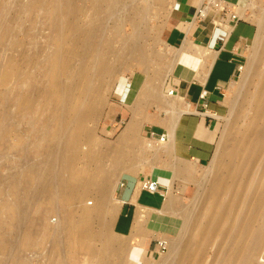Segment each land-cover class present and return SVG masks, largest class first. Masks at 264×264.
<instances>
[{"label": "bare ground", "instance_id": "6f19581e", "mask_svg": "<svg viewBox=\"0 0 264 264\" xmlns=\"http://www.w3.org/2000/svg\"><path fill=\"white\" fill-rule=\"evenodd\" d=\"M6 1L8 0L3 3L7 4ZM74 1H21L18 10L21 14L30 16V28L32 30H34V22L38 18L43 19L44 29L48 30L45 33L43 43L36 41V35L39 34L37 31L26 32L24 38L19 39L17 32L9 31L13 30V26H7L8 31L6 32H2L3 30L1 31L0 28V43H5L4 46L12 49L19 56L18 64L13 65L12 62L8 61L0 64V127L7 120L6 113L9 109L7 107L13 103L15 110L19 111L16 117L35 127L36 132L29 139L35 147L34 157H45L42 161V167L29 163L24 174L16 172L12 175V184H17V179L19 182L20 180L23 181L24 188L30 195V198H26L27 203L31 199H33L32 202L38 203L40 197H45L42 204L44 211H41L38 217L41 218V224L28 229L25 221L28 218L27 212L30 211V208L27 207L28 210H25V207L21 208L14 204L16 207L12 208L10 216L14 217L16 222L25 228L19 237L18 243L21 246H26L25 244L29 242L30 246H34L33 248L44 247L47 237L51 236L50 247L47 249L49 253L47 254L48 264H64L63 258L59 256L60 243H65L69 249V256L64 258H69L75 264L74 254L79 248L84 247L89 250L94 241L105 239V233L119 210L118 206L114 208V206H110L111 203L108 204L109 192L114 183L112 177L121 169L117 161L113 167L109 168L110 170L103 173L100 171L101 166L97 164V161L100 160L98 155L88 149L87 153L83 154L84 161L88 162V166L84 169V175L75 184L67 183L68 175L63 176L60 172H56L52 164L49 163L50 159L61 158L67 162V166H70L75 160L74 157H78L74 152L81 141L80 133L84 128V122L95 111L91 106L83 108L82 103L91 98L92 94L99 92L92 85V75L100 78L109 69L103 58L98 62L95 61L96 63H93L87 70L83 61L89 58L96 59L100 53L108 56V54L116 51L110 42L103 41L101 38L103 30L101 21L102 18L109 17L116 9V5L127 0H93L92 8H90V12H86V19L82 24L75 23L74 19L71 21V18H75L80 11L76 8ZM132 2L133 4L128 10L130 13L140 8L141 11L143 8L144 13L145 10L149 9V0L136 2L131 0ZM236 12L240 18L244 16V10L240 9ZM1 15L0 17H3ZM142 15L140 20L145 18ZM61 19L62 22L65 19V23H62ZM66 19H69V23ZM139 23L133 24L132 35L123 39L119 51L120 53L125 52L130 59H133L132 57L136 54L139 55V58L144 59L143 53L140 51L141 46L136 48L131 42L139 33ZM1 27L3 26L1 25ZM190 44L185 43L184 47L201 53L198 46H191ZM48 47L51 48L49 54L45 52ZM186 49H184L185 52ZM187 52L189 51L187 50ZM74 58L79 61L76 69L71 67V61ZM258 64L256 63L254 68L260 77L257 85H255L256 90L251 96L244 99L249 110L246 115L244 114V127L233 139V145L225 147L223 159L216 158L212 163L216 172L213 173V176L211 175L207 187L202 189L207 194L205 195L207 200L205 199L206 202H204L206 208L204 209L202 205L203 209L198 214L192 212L195 206L192 211L184 208L177 210L181 216V226L183 229L190 227L191 233L184 239L181 234L182 228L179 227V231L175 234L178 240L167 241L169 243H167L168 248H170V255H168L173 257L170 260H167V257L159 264H203L209 244L214 240H218L220 243L211 261L212 264H264V65ZM174 65V68L181 69L182 67L177 63ZM181 70L183 71V69ZM182 71L181 73H183ZM154 91L156 90L150 87L148 96H153ZM145 92L147 93V90ZM154 95L156 96V93ZM33 97H38L39 100L36 102ZM40 101L43 102L42 106ZM89 104L92 103L89 102ZM71 114L76 117L77 130L70 134H58L64 127L68 128L67 120L69 117L67 118V116ZM217 119L221 118L218 117ZM135 126L136 124L132 121L124 128L121 138H119V147H116L117 149L114 147L115 152L119 153L116 157L117 160L119 156L124 154L125 148L131 149L132 146L127 143L131 142L127 140L133 134L131 131H135ZM1 135L0 132V137H2ZM84 140L92 142L91 137ZM155 143L161 145V143ZM145 145L147 146L145 147ZM145 145H142L146 148L145 150L150 151L151 145ZM18 153L23 158L28 155L26 148L20 149ZM91 165L94 167L92 170L89 169ZM96 173H102V177L97 176ZM55 186L60 188V191L58 190L60 196H57L60 197L61 218H57L58 224L55 225V229H52L46 223L48 220L45 218L48 217L50 208L54 207V201L57 202L58 200L55 196L58 192L56 194L54 192ZM56 190L57 187H55ZM170 191L171 189H169V193ZM169 193L165 197L163 213H161L164 214L165 223L167 221L174 222L172 217H168V215L172 212L176 213L173 207L174 200ZM87 194L94 195L96 199L94 207H84L73 217L70 204L74 200L81 201ZM85 201L83 202L86 203ZM102 215L105 216V219L99 222L97 224L98 229H95L92 221ZM146 217L147 214L144 211L137 213L133 220L132 230L140 231ZM115 246H118V243ZM4 248L5 246H0V253ZM123 248L122 245H119L117 253V251L111 252L107 244L103 245L98 251L100 258L104 260L102 264H116L113 263L114 258L117 254H122L120 249ZM108 259L110 262L107 261ZM117 262L119 263V261Z\"/></svg>", "mask_w": 264, "mask_h": 264}, {"label": "rangeland", "instance_id": "374dc122", "mask_svg": "<svg viewBox=\"0 0 264 264\" xmlns=\"http://www.w3.org/2000/svg\"><path fill=\"white\" fill-rule=\"evenodd\" d=\"M4 1L5 0H0V15L2 13L1 16H3L0 17L1 31L3 30L2 32H6L8 31L7 26H13V30L9 31L17 32V37L19 39H23L25 33L32 30L30 28V16L23 13L21 14L18 10L21 1L25 2L26 0H8L10 2L8 3V1H6L7 4H4ZM92 1L93 0H75V6L78 11L80 10V15H76L77 19L76 17L71 18V21L74 19L73 21H75V23H84L87 13L90 12V8H92ZM136 1L138 0H135V2ZM174 1L175 0H149V9L145 10L144 13L143 8L142 11L140 8L137 11H133L134 13H130L128 10L133 2L131 3V0H127L116 5V9L113 10L114 13L112 12L108 18H102L101 23L103 25V30L101 38L103 41L110 42L113 49L116 51L108 54V56L107 54L105 55L100 53L97 55L98 57L96 59L89 58L88 60L83 61L87 70L93 63H96L103 58L108 64L109 69L107 67L108 70L105 71L103 76L100 78L94 74H90L93 76L92 85L94 89H96V91L98 89L99 92L98 94H92L91 98H88L86 102L82 103L83 108L91 106L95 109V111L84 122L85 125L83 130H80L82 132L80 133L81 141L74 152V154L78 157H74L75 160L72 161L73 163H71L70 166H67V162L61 158L50 159L49 161L56 172H60L63 176L68 175L66 182L71 184L77 183L84 175V169L88 166V162L84 161L83 154L87 153L88 149L98 155V159L100 160L97 161V164L101 166L100 171L103 173L110 170L109 168L113 167L115 165L114 163H116L115 161H117V164L120 165L121 169L112 177V179L114 178V183L109 192L110 196L108 197L111 200L110 202L108 199V204L111 203L110 206H114V208L115 206H118L115 193L117 182L121 178L131 175L139 177L140 181L144 177H151L153 169L165 165L164 158H162V156L167 153L168 148H163L165 147L163 144L160 145L155 143L157 131L154 125L158 123L160 114L164 110L161 104L164 107L169 108L173 107L172 104H174L172 101L173 97L170 92V90L172 91V86L169 83V78L173 70L174 59L176 58L174 56L175 51L162 43V40L164 41L166 31L172 24L171 19L173 17ZM199 1L202 2L205 0ZM229 3L231 10H244V16L242 18L255 25V37L244 55V67L241 74L234 80L224 94L226 114L222 115L220 117L221 119L217 121L215 149L209 164L191 171V178L177 180L174 188L170 191L171 194L169 193L174 200L173 207L176 213L172 212L168 215V217H172L175 223L169 221L165 223L164 214H161L163 213V208L161 210L151 212H147L146 209L143 210L144 213L147 214V217L145 218V222H143L142 227L145 223H147L148 228L152 232H158V234L155 235V239L157 240H178V238L176 239L175 234L179 231V227L182 228L181 234L184 239L191 233L190 227L183 229V226H181L182 220L177 210L184 208L185 210L192 211L195 206L192 212L194 214H198L203 207L204 209L206 208L204 202L207 200L205 196L207 194L203 192L202 189L207 187L213 173L216 172L214 164L212 163H214L216 158L220 160L223 159L225 147L233 145V139L244 127V117L249 112L246 104L244 103V99L247 96H251L255 92V85H257L260 78L257 72L254 71L255 64L259 63L260 65H264V0H245L243 5H239V3L234 1H230ZM16 14L17 16H15ZM141 14H143L145 18L140 20ZM66 20L67 23H69V19ZM62 23H65V19H63ZM134 23H139V36L137 35V37L133 38L131 42L136 48L141 46L140 51H142L144 59H142V57L139 58V55L137 54L132 57L133 59H130L125 52H119L123 39L132 35V29L135 25ZM1 25L3 27H1ZM33 26L34 30L32 31L39 32V34L36 35V41L38 43H43L46 36L45 33L48 32L47 29H44L43 19L38 18L37 21L34 22ZM5 27L6 29H4ZM17 37L16 39H18ZM4 45L6 44L3 42L2 44L0 43V64H3L6 61L12 62L13 65L16 63L18 64L19 56H17L15 51ZM184 49L186 48L183 47V50ZM187 50L191 52L193 49H186V52ZM45 52L49 54L51 52V48L48 47ZM193 54L200 55L201 53L193 52ZM141 59L142 61H140ZM180 60L181 57H177L175 61L180 63ZM77 63L79 64L78 59L74 58V60L71 61V67L76 69ZM150 87L156 90L154 91L156 96L154 95V92L153 96H148V89ZM146 90L147 93L145 92ZM172 95H175L174 92ZM34 100L37 102L39 99L36 97ZM40 102V105L42 106L43 102ZM89 102L92 104H89ZM9 105L10 106L7 107L9 109H7L6 113V116H8L6 117L7 120H5L4 124L0 127V132L2 133V137H0V246H5L4 250L0 253V262L3 260L1 264H21V262H23V264H48L49 258L47 254L49 253L47 249L50 247L51 236L47 237L44 247L33 248L34 246H30L29 242L25 244L26 246H21L18 243L20 240L19 237H21L25 228L21 227V225L16 222V219L10 216V212L13 207H25V210H28L26 209L27 207L30 208V211L27 212L28 218L25 221V225L28 226V229L41 224V218L38 217L40 216L41 211H44L42 204L45 197H40L38 203L32 202L33 199L27 203L26 198H30V195L24 188L25 185L23 181L20 180L19 182V179H17V184H12V175L16 172L24 174L25 168L29 163L42 167V161L45 157H34L35 147L30 143L29 139L30 136L35 134V127L18 119L16 115L19 111L15 110V105L13 103ZM68 117V128L64 127L66 130L64 131L63 129L61 130V133L58 134H70L77 130L78 127L75 125L76 117L73 114L68 115L67 118ZM132 121L136 124L135 131H131V133H133L132 136L134 137L131 136L129 140H127L131 142L127 143L132 147L131 149L125 148L124 154L119 156V159L117 160L116 157L119 153L115 151L117 149L116 147H119V138H121V134L127 124ZM151 133H153L154 136H151ZM87 137H91L92 142L84 140ZM143 144H148L149 146L151 145L150 151L145 150L147 145L144 147L142 146ZM166 147H168V145H166ZM22 148H26L28 152V155L24 158L21 157L20 153H18V151ZM173 165L178 167L182 166L177 163H173ZM93 168L94 167L92 165L89 166L90 170ZM209 171H211V174ZM96 174L97 176L102 177V173ZM55 187H57L56 191ZM55 187L54 192L55 194L58 192V194L55 195L58 200L56 198H54V200H57L58 204L54 201V207L50 208L47 215L48 217L45 218V220L49 221H46V223L52 229H55V225L57 226L58 224L57 218H61V209L59 207L60 197H58L60 196V188L58 186ZM84 200H86V203L83 202ZM79 201L74 200L69 206L74 214L73 217L76 216L78 211L84 207L93 208L96 199L93 194H87L80 202ZM90 203L92 204L90 205ZM103 219H105V216L102 215L92 221L95 229H98L97 224ZM113 220L110 223L108 231L105 233L104 240L94 241L89 250L84 247L77 250L76 254H74L76 260L75 264H102L104 260L103 258H100L98 251L105 244L108 245L111 252L117 251V253L119 251V249H117L119 245L124 247V250L120 249L122 254H117L113 263L117 264V261H119L120 264H135L133 260L130 259L132 252H130V245L127 239L115 234L113 229ZM117 243L118 246H115ZM219 243L220 242L218 240H214L211 244H209L203 264H212L211 261L215 256V251L217 250ZM68 250L69 249L65 243H60V258H63L64 264H73L69 258H64L67 257ZM168 254L170 255V248H168L165 253L158 254L153 259H146L144 261L140 260L137 264H159L161 261L166 260L167 257V260H170L173 257ZM107 261L110 262L109 259Z\"/></svg>", "mask_w": 264, "mask_h": 264}, {"label": "crops", "instance_id": "0c3cea01", "mask_svg": "<svg viewBox=\"0 0 264 264\" xmlns=\"http://www.w3.org/2000/svg\"><path fill=\"white\" fill-rule=\"evenodd\" d=\"M229 1L239 5L245 2ZM174 2L172 24L165 33L164 41L161 40L175 51L176 58L181 57L180 63L174 57L173 66L177 62L182 65L183 71L178 67L172 68L169 83L175 94L172 95L170 90L174 104L171 108L161 104L164 110L154 125L156 137H167L161 143L165 145L163 148H168L162 156L165 165L153 169L151 175L158 181L161 192L151 194L142 190L139 177L131 175L118 181L123 183V187H118V183L116 185L119 210L113 220V229L116 235L127 239L132 252L130 259L135 264L158 255L155 239L158 232H152L147 223L140 231H133L135 215L145 209L147 212L161 210L169 189L174 188L177 180L189 179L191 171L209 164L215 149L217 118L226 114L224 94L239 77L237 66L244 64L246 50L255 37V25L244 18H240L229 30L218 24L219 20H225L223 15L212 10L207 12L204 20L195 18L201 1ZM185 43L198 46L201 54L194 55L196 50L192 53L183 51ZM202 91L207 95L208 111L215 116L203 113L198 101ZM173 163L182 166H174ZM163 192L164 195H161Z\"/></svg>", "mask_w": 264, "mask_h": 264}, {"label": "built area", "instance_id": "2783aa9c", "mask_svg": "<svg viewBox=\"0 0 264 264\" xmlns=\"http://www.w3.org/2000/svg\"><path fill=\"white\" fill-rule=\"evenodd\" d=\"M230 1L229 0H206L202 1L199 6L196 8V18L198 20H204L206 17V14L209 10H212L213 12L220 13L223 15L225 20L222 19L218 21L219 26L225 28V29H231L240 19L237 12L235 10L230 9ZM227 21V22H226ZM244 64L237 66L238 74H241L243 70ZM199 105L201 106L203 113L211 116H215L214 114H210V112L207 109V95L204 91H202L198 96ZM151 136H154L153 133H151ZM167 139L166 135H160L159 137H156L155 140L158 143H162ZM140 188L148 193L155 194L160 193V185L156 179H153L151 177H144L139 181ZM118 187H123V183H118ZM164 195V192L163 194ZM156 246L158 249V254H163L168 250L167 241L160 239L157 240Z\"/></svg>", "mask_w": 264, "mask_h": 264}]
</instances>
